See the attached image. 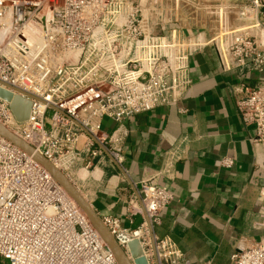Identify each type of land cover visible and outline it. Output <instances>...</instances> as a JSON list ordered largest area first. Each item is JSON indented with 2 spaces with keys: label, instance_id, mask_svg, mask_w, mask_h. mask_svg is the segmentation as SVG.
Masks as SVG:
<instances>
[{
  "label": "built area",
  "instance_id": "2783aa9c",
  "mask_svg": "<svg viewBox=\"0 0 264 264\" xmlns=\"http://www.w3.org/2000/svg\"><path fill=\"white\" fill-rule=\"evenodd\" d=\"M231 1L208 0L204 10L218 15V29L189 36L185 30L197 25L172 22L179 0H0V87L32 103L29 119L18 122L0 97V123L67 175L83 158L81 138L87 137L92 156L93 137L106 143L104 118L122 122L182 100L192 83L191 57L203 47L213 45L227 70L263 72L264 0ZM229 11L238 17L236 26L224 18ZM238 108L264 146V85L245 86ZM110 153L121 164L120 149ZM140 188L149 222L143 217L136 229L126 228L107 215L108 230L132 262L129 243L139 239L149 264H194L171 237L150 230L161 224L172 192L147 180ZM260 217L264 226V208ZM0 257L1 264H119L53 175L1 135ZM230 260L264 264V239L233 251Z\"/></svg>",
  "mask_w": 264,
  "mask_h": 264
},
{
  "label": "crops",
  "instance_id": "0c3cea01",
  "mask_svg": "<svg viewBox=\"0 0 264 264\" xmlns=\"http://www.w3.org/2000/svg\"><path fill=\"white\" fill-rule=\"evenodd\" d=\"M189 75L179 102L122 122L104 118L106 143H95L92 156L81 138L83 158L67 176L101 217L116 216L126 228L142 208L141 183L167 186L173 199L154 233L171 237L194 264H231L233 251L264 239V146L238 108L245 86L264 85V71L227 70L208 45L191 57ZM115 146L121 164L110 153Z\"/></svg>",
  "mask_w": 264,
  "mask_h": 264
},
{
  "label": "water",
  "instance_id": "95a60500",
  "mask_svg": "<svg viewBox=\"0 0 264 264\" xmlns=\"http://www.w3.org/2000/svg\"><path fill=\"white\" fill-rule=\"evenodd\" d=\"M0 97L11 103V109L18 122H24L29 119L31 112V105H32L30 100L23 98L19 95H14L12 92L3 89L1 87H0ZM0 135L11 141L18 147L25 150L28 154L32 155L36 161L42 164L53 175V177L62 185V187L67 191V193L78 203V205L82 208V210L87 214L94 227L98 230V232L103 237L104 241L114 252L119 264H149L139 239H134L129 243V250L133 258V262L130 260L125 250L119 245L117 240L114 238V236L108 230L107 226L104 224L102 217L96 212L93 206L86 200V198L76 188V186L73 184L70 178L61 169H59L52 161H50L40 152L36 151L32 145H30L21 137L10 131L1 123H0ZM93 138L96 143L102 145V143L96 137ZM115 162L118 163L116 160ZM142 213L143 215L139 213L133 216L134 224L132 226V229L137 228V226L142 221L143 217H145L146 220L149 222V218L145 211L143 203H142ZM150 230L153 235L154 229L150 227ZM243 249L244 248L237 251L242 252Z\"/></svg>",
  "mask_w": 264,
  "mask_h": 264
},
{
  "label": "rangeland",
  "instance_id": "374dc122",
  "mask_svg": "<svg viewBox=\"0 0 264 264\" xmlns=\"http://www.w3.org/2000/svg\"><path fill=\"white\" fill-rule=\"evenodd\" d=\"M175 1V0H174ZM231 4H237V3H246L244 1H231L229 2ZM210 3L208 0H196L195 2H192V0H179V9L178 14L175 16H171L172 22H176L175 18L182 24L186 26H196L198 27L197 30L200 31V29H208L211 26L218 29L219 27V18L218 15L214 14L212 16H209V14H206L205 8L208 7ZM264 11V10H263ZM224 18L226 19L227 23L233 26H236V24L239 22L237 15H235L234 12L229 11L228 13H224ZM250 17H254V13L249 14ZM262 21L264 22V12L260 15ZM216 29V30H217ZM202 31V30H201ZM50 116V114H49ZM1 257H0V264H1Z\"/></svg>",
  "mask_w": 264,
  "mask_h": 264
}]
</instances>
